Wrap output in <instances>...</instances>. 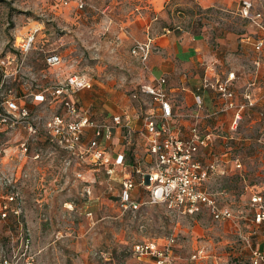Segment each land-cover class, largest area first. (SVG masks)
<instances>
[{
    "label": "rangeland",
    "instance_id": "1",
    "mask_svg": "<svg viewBox=\"0 0 264 264\" xmlns=\"http://www.w3.org/2000/svg\"><path fill=\"white\" fill-rule=\"evenodd\" d=\"M137 1L86 0L78 8L62 0H0V78L10 72V87L22 92L32 89L39 78L52 81L70 72L85 74L94 82L93 90L97 93L92 101L84 98L83 102L94 108L97 119L127 111L129 122L140 127L142 115L156 104L150 94L139 92L141 84L148 83L150 71L146 61L130 50L134 40L144 37L135 21L142 12L133 5ZM184 1V15H175L173 19L184 29L205 34L220 29L247 30L255 39L254 45L249 44L254 46L253 90L250 83L248 88L247 83L240 82L239 116L214 118V124L217 120L218 123L217 127H208L213 131L212 141L206 146L209 153L205 159L200 156L205 163L213 164L204 184L221 191L217 192L218 201L231 207L234 217L214 219L206 207L192 215H177L162 202L124 205L117 194L116 179L111 181L113 188L107 189V175L102 169L76 164L74 154L55 143L47 144L42 135L24 148L20 140L26 132L17 127L0 134V256H16L19 264H27L29 259L31 264H151L148 258L133 252V244L148 240L162 244L174 233L175 242L188 256L180 264H214L212 260H199L203 256L191 257L202 245L208 254L225 255L215 264L249 263V245L243 236L250 244L264 242V225L252 221L249 203L252 191L264 192V40L258 45L264 35V0H256L253 7L262 12V26L241 17L240 4L214 7L206 14L195 1ZM33 26L38 29L32 47L22 67L16 74L11 73L20 57L13 43ZM47 49L58 51L61 57L50 67L43 62ZM10 53L13 57L6 56ZM243 53L237 55L236 63L237 75L245 80L253 70L249 66L246 71L250 54L246 57ZM134 91L139 92L138 97H132ZM29 107L43 115L61 111L58 100L33 102ZM205 127L201 124L202 129ZM187 131L176 132L184 136ZM118 133L120 129L113 134L115 140ZM121 136L122 141H132L127 145L129 158L144 167L145 138L137 132L123 131ZM111 145L112 142L108 146L110 153ZM135 148L140 152L136 154ZM76 171H81L82 176H77ZM238 193L246 197L236 199ZM237 209L250 213L251 221L257 225L237 229ZM185 227H202L205 233L197 235L194 245Z\"/></svg>",
    "mask_w": 264,
    "mask_h": 264
},
{
    "label": "built area",
    "instance_id": "2",
    "mask_svg": "<svg viewBox=\"0 0 264 264\" xmlns=\"http://www.w3.org/2000/svg\"><path fill=\"white\" fill-rule=\"evenodd\" d=\"M69 1L62 0V3L67 4ZM74 3L76 7L81 8L85 5V0H74ZM239 13L249 19L260 15V12L253 10L252 0H240ZM37 29V26H33L13 43L20 57L11 73L16 74L22 67L23 59L32 47ZM263 40L264 35L259 39L258 45ZM154 47L152 37L148 36L144 40H134L130 50L145 62ZM6 56L13 57L11 53ZM60 59L58 51L53 49L44 51L45 65H55ZM9 74L10 72H5L0 78V134L17 127L23 128L26 133L20 144L24 148L31 140L42 135L40 137L43 139L74 154L76 164H89L95 170L102 169L107 175V189L113 188L112 180L116 179L119 182L117 194L124 205L135 207L142 202H162L177 215H192L206 207L214 219L234 217L231 207L218 201L219 194L204 185L209 177L208 170L213 168V164L205 163L197 153L200 148L211 143L213 131L206 127L201 128V119L204 115L200 112L202 106L200 93L194 96L195 105L190 113L191 123L188 131L184 136H180L170 123L173 114L172 103L164 75L141 84L139 92L150 94L156 106L142 115L141 126L137 127L129 122L127 111L116 112L108 118L95 120L88 116L85 108H80L77 103L78 92L94 85L92 79L85 74L70 72L46 85H39L36 82L37 90L32 87L25 90L22 95H18L17 90L10 87ZM229 76H232V73ZM202 85L214 86L224 98L217 111L234 105L231 99L233 93L228 88L226 80L215 82L205 80ZM139 92L134 91L132 97H138ZM29 98L35 102L58 100L61 103V111L49 115L36 114L27 104ZM238 116V112L235 113V118ZM118 128L124 133L137 132L145 138L146 152L150 158L144 167H141L137 160L132 162L127 160L129 158L127 145L132 143L131 139L123 140L124 148L119 152H108L106 142ZM76 175L82 176V172L76 171ZM135 185H140L145 190L143 199H137L132 194ZM87 190L89 191V188ZM249 203L252 221L264 225V194L252 191ZM1 214L4 215L5 211ZM243 237L249 245V263L264 264V247L250 244L248 238ZM175 240L176 234L171 233L162 244L152 240L137 241L133 244L132 250L138 257L148 258L152 264H176ZM23 241L24 246H27L28 238ZM205 254L206 250L202 245L192 252L191 257H202ZM31 260H27V264H31ZM0 264L19 262L16 256L2 255Z\"/></svg>",
    "mask_w": 264,
    "mask_h": 264
},
{
    "label": "crops",
    "instance_id": "3",
    "mask_svg": "<svg viewBox=\"0 0 264 264\" xmlns=\"http://www.w3.org/2000/svg\"><path fill=\"white\" fill-rule=\"evenodd\" d=\"M192 1H195L196 4L201 9H203V12H205L206 14L210 9L214 7H228L232 5L238 6L240 4V0ZM255 2L256 0H252L253 7L256 4ZM68 3H72V5L76 7L74 0H70ZM133 5H135V7H139L142 11L138 14V16H136L135 20L139 23L142 34L144 36L141 40H144L148 36H151L155 46L151 50L146 60V65L150 71V75L148 76V80L146 82H151L154 78L160 75H164L166 77V86L168 89L170 101L172 103L173 114L170 118L172 128L175 131H179L180 133L186 132L189 123H191L190 113L192 110H194V96L196 93H200L202 97V106L200 108V112L202 113V115H204L201 119V124L203 126H206V128L211 125L216 126L218 120L216 121V124H214L215 117L221 120L230 118L233 119L235 113L238 112V90L240 87H242L240 85V82L243 83L242 85H244V83H247L248 88L251 84L250 89L253 90V81L251 80L254 79V46H249V44L254 45V36L247 30L237 32L230 29H220L218 32L212 31L205 34L203 32L193 33L188 29H184L180 25L173 23L175 15H184V0H138L137 2L133 3ZM189 10V12L193 11V9ZM257 11L260 12V15L254 19H249V21H253L262 26L260 24L262 12L260 10ZM241 17L245 18L244 16ZM243 52H246V57L250 54V62L248 60V57L246 58V71L248 70L249 66L253 70L245 80L240 79V76L237 75L239 66L236 63L237 55ZM230 73H232V76H229ZM44 75L45 73L42 74V76ZM205 80H207L208 82L226 80L228 87L232 90L233 93L231 99L233 100L234 105L227 107L224 110L217 111L224 98L219 95L214 86H203L202 84ZM53 81L55 80L52 79L51 81L47 80L46 78L45 80L41 81V79L39 78V80H37L36 82L39 85H46ZM94 85L92 88L81 90L80 95L83 100L84 98L91 101L94 99L95 96L93 94L97 93L96 90H93ZM31 87L36 88L35 90L38 89V85L36 84ZM24 92L25 90H22V92L18 90L17 94L22 95ZM245 92L249 93L248 90H246ZM91 95H93V97ZM250 98L252 99V96H250ZM121 99H123V97H121ZM33 102L35 101L31 100V98L27 100V104L29 106H31ZM118 129H120V133H118V135L116 136L117 140L114 139L115 135L113 136L112 140L110 139L112 142L111 148H113L112 153H116L118 150L120 151L124 148V143L121 136L123 130L121 128ZM118 129H116L115 131H118ZM106 144L109 146L111 143H109L108 140ZM143 146L145 152V142ZM209 150L210 148L207 149V147L201 148L199 157L201 156L203 159H205L204 156L209 153ZM135 151L136 154L137 152H140L137 148H135ZM146 156L147 157L145 158V162L150 158L148 153L146 154ZM127 160L129 162L133 161L131 158H128ZM137 162L139 163L138 160ZM116 176L118 175L116 174ZM217 192L221 194V191ZM132 194L137 199H143V197L145 196V190L140 185H135L132 188ZM232 195L234 196L235 194ZM235 197L236 199L244 198L246 197V194L238 193ZM237 214L238 217H240L235 223L237 229L241 228L242 225L248 226L250 224H253L250 218V213L244 214L242 212H239V210L237 209ZM184 231L188 236H190L191 239H193L192 242L194 243V245L196 243L195 238L197 237V235H203L205 233L204 228L202 227H185ZM200 240L202 241V239ZM257 245L263 247L264 242L262 240H258ZM180 247L181 245L175 242L174 252L176 257V264H180L181 259H185L186 261L188 260V256L183 250H180ZM221 255L222 256H217L214 253L208 254V251H206V255L199 260L204 261V263L212 260L215 264L218 259L223 260L222 257L225 255L223 253ZM236 257L237 261H239L240 259L238 258V256Z\"/></svg>",
    "mask_w": 264,
    "mask_h": 264
},
{
    "label": "trees",
    "instance_id": "4",
    "mask_svg": "<svg viewBox=\"0 0 264 264\" xmlns=\"http://www.w3.org/2000/svg\"><path fill=\"white\" fill-rule=\"evenodd\" d=\"M44 62V61H43ZM80 92H81V90L78 92V94H77V103H78V105L79 106H81L80 108H85V110L87 111V114H88V116L89 117H91V118H94L95 120H100V119H103V118H100V119H97L95 116H94V113H95V111L91 108V107H88V106H85L84 105V102H83V99L81 98V95H80ZM112 115V114H111ZM43 140V139H42ZM43 141H45L47 144H49V141L47 140V139H44ZM109 143H111V140H109ZM130 159V158H129ZM254 225H257V224H254ZM256 229L257 228H259L258 226L257 227H255ZM254 245H256L257 246V243H253ZM259 246V245H258ZM260 247V246H259ZM263 247H264V245H263Z\"/></svg>",
    "mask_w": 264,
    "mask_h": 264
}]
</instances>
